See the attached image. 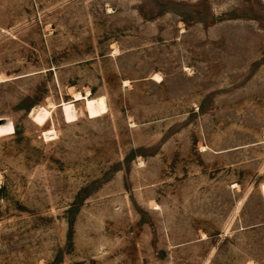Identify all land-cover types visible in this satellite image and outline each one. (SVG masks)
I'll use <instances>...</instances> for the list:
<instances>
[{
    "label": "rangeland",
    "instance_id": "obj_1",
    "mask_svg": "<svg viewBox=\"0 0 264 264\" xmlns=\"http://www.w3.org/2000/svg\"><path fill=\"white\" fill-rule=\"evenodd\" d=\"M0 264H264V0H0Z\"/></svg>",
    "mask_w": 264,
    "mask_h": 264
}]
</instances>
